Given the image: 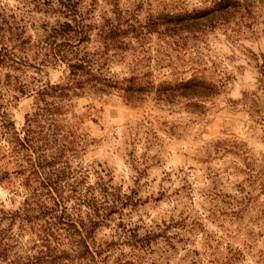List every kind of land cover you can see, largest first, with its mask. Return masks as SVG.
I'll return each instance as SVG.
<instances>
[{"label": "rangeland", "instance_id": "374dc122", "mask_svg": "<svg viewBox=\"0 0 264 264\" xmlns=\"http://www.w3.org/2000/svg\"><path fill=\"white\" fill-rule=\"evenodd\" d=\"M210 1L73 0L69 10L58 0H0V76L9 90L16 76L35 88L7 108L16 130L23 137L36 119L34 128L50 134L46 153L63 150L72 170L90 171V183L95 169L107 174L118 199L95 233V264H264V0H242L190 30L157 19ZM75 11L90 38L71 47L73 57L99 58L80 83L67 63L46 56L49 29ZM108 22L119 25L120 44L101 42ZM192 79L213 92L187 86ZM1 131L7 213L24 199L14 194L24 176L12 172ZM24 229L23 241L36 238V228Z\"/></svg>", "mask_w": 264, "mask_h": 264}, {"label": "trees", "instance_id": "16d2710c", "mask_svg": "<svg viewBox=\"0 0 264 264\" xmlns=\"http://www.w3.org/2000/svg\"><path fill=\"white\" fill-rule=\"evenodd\" d=\"M58 1L64 8L70 10L72 7L73 0ZM243 5L245 2L242 0H211L204 6L194 8L204 10L167 14L157 19H163V23L180 29L190 30L196 28L202 20L224 17L232 9H240ZM69 16L72 19L58 22L49 29L48 39L51 42L46 45V56H51L56 62L61 60L67 63L70 77L80 83L84 76H94L99 58L73 57L74 50L71 47L90 38V30L84 23L82 13L75 11ZM98 34L102 43L121 42L119 25L114 26L108 22ZM4 56L0 52L1 68L6 66ZM53 60L48 61L53 63ZM7 76L11 77L10 74ZM105 80V84L109 85L107 83L110 79ZM10 83L7 86L13 87L9 90L0 76V125L5 136V144H1V149L16 166L12 172L23 173L22 189L14 194L21 198L24 196V199L19 202V206H13V210L7 213L0 210L5 216L2 219L9 221L0 231V264H74L75 259L95 264L96 255L102 253L101 248L96 246L95 233L118 210V199L112 197L108 181L104 179L107 174L95 169L96 182L90 183L87 180L90 178V171H85L81 165L72 170L69 161L63 159V150L61 152L58 148L46 153V150L52 148L47 147V137L50 134L46 132L43 135V129L37 131L34 128L36 119H27L26 134L22 137L7 108L12 100L31 94L35 88L30 83L22 82L17 76ZM186 85L199 88L200 92H213L214 89L212 85L202 81L195 83L194 79L189 80ZM48 87L54 93L59 92V96L65 95L67 89L59 84H49ZM11 90L18 93H10ZM38 93H42V90ZM259 100L261 98L256 95L250 99L252 104H257ZM4 172L5 176L9 173L6 169ZM28 224L30 229L36 228V238L23 241L21 234ZM4 239L8 242L3 241ZM11 249L12 255H9L8 251Z\"/></svg>", "mask_w": 264, "mask_h": 264}]
</instances>
